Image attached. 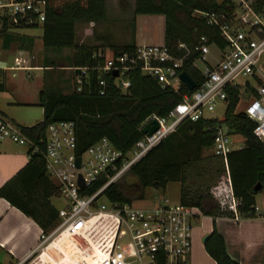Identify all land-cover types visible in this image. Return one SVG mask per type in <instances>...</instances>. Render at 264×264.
I'll return each mask as SVG.
<instances>
[{
    "label": "built area",
    "instance_id": "2783aa9c",
    "mask_svg": "<svg viewBox=\"0 0 264 264\" xmlns=\"http://www.w3.org/2000/svg\"><path fill=\"white\" fill-rule=\"evenodd\" d=\"M216 1L225 3L226 8L194 14L218 30L221 46L200 36L193 47L179 43L177 49L182 54L175 56L164 44H138L133 50L120 52L94 66L100 95L104 93L105 75L125 90L129 86L125 75L130 69L139 70L162 88L178 91L183 85L179 70L195 54L191 63L203 78L200 85L195 83L190 93L182 94L166 117H147L141 127L154 120L156 130L150 135L142 134L127 152L101 138L76 155L72 121L50 123L44 150L39 151L19 126L0 114V140L25 145L31 153L40 152L46 175L56 185L57 195L66 202L65 208L57 210L55 226L47 232L41 230L35 247L17 264H188L192 227L202 215L198 207L170 204L166 198L150 207L133 202L116 204L106 199L104 191L184 120L216 118L214 111L218 103L226 105L228 88L244 92L239 96L241 99L245 95L240 112L253 123L252 133L264 145V13L254 9L255 0ZM45 6L44 0H0V31L41 26ZM98 55L101 56L100 51ZM72 69H79V74L74 75V88L80 92L87 83V68ZM229 135L228 127L218 125L212 149L222 161L230 186L227 155L234 148ZM101 180L102 185L89 191ZM102 196L105 203L100 201ZM236 205L231 197L228 209L234 219H239Z\"/></svg>",
    "mask_w": 264,
    "mask_h": 264
},
{
    "label": "trees",
    "instance_id": "16d2710c",
    "mask_svg": "<svg viewBox=\"0 0 264 264\" xmlns=\"http://www.w3.org/2000/svg\"><path fill=\"white\" fill-rule=\"evenodd\" d=\"M44 1L45 19L42 25L30 28H41L43 48L71 49L68 67L87 68V83L82 85L80 92L75 91V88L68 93L46 91L43 88L38 91L37 105L42 109V120L32 126L19 127L38 146L39 151L44 150L46 128L50 123L72 121L75 125L76 155H81L101 138H107L116 149L127 152L142 137L141 124L147 117H166L180 101L181 95L190 93L182 84L178 91L162 88L139 70L130 69L125 75L129 81L125 90L116 86L110 75H105L102 87L104 93L100 95L94 66L112 59L120 52L133 50L135 44L115 45L107 41L99 50L98 46L77 41V23L106 21V0ZM225 8V3L216 0H134L133 12L162 15L163 44L171 54L179 56L182 54L177 49L179 43L193 47L200 36H207L209 43L223 44L218 30L194 13L221 12ZM122 9L125 11L128 6L123 4ZM254 9L264 13V0H255ZM2 35L4 38L12 37L5 30L0 31ZM99 51L101 56L98 55ZM194 56V53L191 54L179 71L187 72L199 86L203 78L192 66ZM226 92V108L222 118L181 122L173 133L107 187L104 191L106 199L116 204L132 203L143 199L147 187L164 189L168 182L177 181L181 183L179 202L198 207L204 216L233 218V212L228 209L231 197L237 201L236 211L240 217L258 216L254 187L260 184L258 192L264 191V145L253 135V123L242 112L235 110L239 96L244 92L234 88H228ZM218 125L228 127L230 134L241 135L244 145L227 155L230 186L226 179L220 181L225 184L226 190L221 191L219 187L221 193L214 194L209 182L213 178L219 181L225 173L224 167L222 161L221 164H214L212 156L203 157V150L212 146ZM28 155L26 165L0 187V198L6 199L33 219L42 231L47 232L57 221V210L49 201L57 195V187L45 173L42 154L31 153V149H28ZM192 168L199 179L195 186L190 181L189 172ZM102 183L103 180L99 181L89 191H94ZM204 247L216 264H238L227 254L224 240L215 229L206 237Z\"/></svg>",
    "mask_w": 264,
    "mask_h": 264
},
{
    "label": "crops",
    "instance_id": "0c3cea01",
    "mask_svg": "<svg viewBox=\"0 0 264 264\" xmlns=\"http://www.w3.org/2000/svg\"><path fill=\"white\" fill-rule=\"evenodd\" d=\"M133 7L134 0L131 2V11L129 9L119 11L121 17L132 19L130 24H125V28L129 27L131 29L130 32L125 33L122 39L111 37L107 33H97L95 42L97 46H102L107 41L115 45L131 43L135 45H163L164 17L162 15L134 14ZM98 30L100 29L98 28ZM10 34L12 37L4 38L3 35L0 36V84L2 85V90L6 88L7 72L15 69L25 71L41 68L39 64L34 63L36 50L40 44H37L31 36L12 33L11 31ZM40 43L42 45L41 38ZM101 46L99 50H101ZM9 57L10 59H8ZM53 66H55L54 69L56 70L67 68L72 71L73 77L77 75L71 67L60 61H56ZM49 68L53 69V67ZM41 87H39L38 91ZM62 92L68 93L66 91ZM242 98H245V95H242ZM35 99L36 101L27 102H36L34 104L37 105V95ZM16 102L25 103L26 101ZM15 125L18 126L17 124ZM28 149L27 146L17 145L8 139L0 140V187L26 165L29 160ZM262 193L263 196L260 201H257L255 198L256 213L258 214L256 217L234 219L231 217L212 218L204 215L199 216L193 224L191 231V247L187 258L188 264H216V261L207 253L204 247V238L213 229L222 236L227 254L238 264H264V191ZM137 201H144V197ZM144 202L146 203L140 205L141 207H150L156 203V201ZM40 231L41 228L33 219L12 206L6 199L0 198V264H17L25 258L37 244Z\"/></svg>",
    "mask_w": 264,
    "mask_h": 264
},
{
    "label": "rangeland",
    "instance_id": "374dc122",
    "mask_svg": "<svg viewBox=\"0 0 264 264\" xmlns=\"http://www.w3.org/2000/svg\"><path fill=\"white\" fill-rule=\"evenodd\" d=\"M131 2L132 0H106V21L100 23H77L75 29L77 41L89 46H97L95 44L97 33H107L114 38H124L123 35L125 33H129L131 30L129 27L125 28V24H130L132 19L129 17H121L119 15V11L122 10L123 4L127 5L128 9L130 10ZM98 28L100 30H98ZM11 32L31 36L34 38L37 44H40L38 48L36 47L37 50L34 63L39 64L41 68L38 70L25 71L15 69L13 71L7 72L8 75L6 80V88L0 91V114L13 123L17 124L18 126L28 127L42 120V109L38 105L34 104L36 102H27L36 101L35 97L37 95L39 87L42 86L41 89L43 88L46 91L52 92H58L61 90L70 92L73 89L74 77L72 75V71L68 70L67 68L63 70H56L54 69L55 66H53L56 61H60L68 66L70 64L71 49L63 48L57 50L43 48L40 43L42 33L40 27L15 29L11 30ZM100 46L98 47L100 48ZM210 50L215 51L212 46H210ZM8 59H10V57ZM49 67H53V69H50ZM16 101H26L25 103L33 104H25L22 102L17 103ZM243 106L244 99L241 98L238 102L236 112H240ZM224 111L225 103H218L214 111L215 117L218 119L222 118ZM229 137L232 141V147L234 149H238L239 147H242L244 145V139L241 135L231 133ZM206 155L213 157L212 162L214 164H221V159L214 156L213 149L211 147L203 150V157H205ZM189 174L190 181L192 182L193 186L198 185L199 179L194 175V168L190 170ZM224 176L225 175L223 173L219 178V181L217 180V178H213L214 180H211V182H209V187L212 189V192L214 194H220L222 190H226L225 184L219 183L220 181H225ZM219 187L221 191H218ZM180 188L181 183L177 181L168 182L164 189H154L151 187H147L144 189V201L155 202L159 199L166 198L170 204L177 203L179 202ZM262 192L256 193L255 198L257 201H260V199L262 198ZM49 201L56 210L65 208L66 202L60 195L52 196ZM100 201L102 203H105V199L103 198V196L100 198ZM144 201H137L135 205H144L146 203Z\"/></svg>",
    "mask_w": 264,
    "mask_h": 264
},
{
    "label": "water",
    "instance_id": "95a60500",
    "mask_svg": "<svg viewBox=\"0 0 264 264\" xmlns=\"http://www.w3.org/2000/svg\"><path fill=\"white\" fill-rule=\"evenodd\" d=\"M75 74H79V69H76L75 70ZM117 73L114 72L113 73V76H116ZM179 78L180 80L182 81V83L184 84V86L189 90H193L194 87H195V82L194 80L191 78V76L185 72V71H181L180 74H179ZM157 128V123L152 120L150 121L148 124H146L145 126H143L141 128V133L142 134H147V135H150L152 134ZM79 163H80V159L77 158L76 159V166L79 167ZM83 184L81 183L80 186H82ZM261 189V185L260 184H257L255 187H254V192H258L259 190ZM206 239V237L204 238V240ZM0 261H1V256H0Z\"/></svg>",
    "mask_w": 264,
    "mask_h": 264
},
{
    "label": "snow or ice",
    "instance_id": "6c2138e0",
    "mask_svg": "<svg viewBox=\"0 0 264 264\" xmlns=\"http://www.w3.org/2000/svg\"><path fill=\"white\" fill-rule=\"evenodd\" d=\"M181 111H183V109H181Z\"/></svg>",
    "mask_w": 264,
    "mask_h": 264
}]
</instances>
